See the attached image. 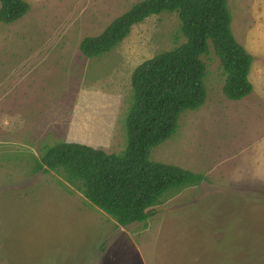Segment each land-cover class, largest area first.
Wrapping results in <instances>:
<instances>
[{
  "label": "rangeland",
  "instance_id": "1",
  "mask_svg": "<svg viewBox=\"0 0 264 264\" xmlns=\"http://www.w3.org/2000/svg\"><path fill=\"white\" fill-rule=\"evenodd\" d=\"M0 23V264H264V0H228L234 37L254 57V91L233 101L211 49L207 97L150 159L204 180L166 193L144 223L119 226L54 172L36 170L62 141L120 153L137 66L185 42L176 13L151 15L107 54L96 37L143 0H24Z\"/></svg>",
  "mask_w": 264,
  "mask_h": 264
},
{
  "label": "trees",
  "instance_id": "2",
  "mask_svg": "<svg viewBox=\"0 0 264 264\" xmlns=\"http://www.w3.org/2000/svg\"><path fill=\"white\" fill-rule=\"evenodd\" d=\"M29 9L24 0H0V23L11 24ZM164 12L178 15L185 42L133 71L124 151L107 153L62 141L46 145L36 166L38 171L60 174L122 227L137 222L147 228L156 214L154 207L163 203L166 193L204 180L200 173L150 159L154 148L176 134L181 115L205 103L207 67L202 58L211 49L219 58L226 79L223 93L228 99L238 101L254 91L249 80L254 57L234 37L228 0H143L101 35L84 38L80 50L88 58L107 54L134 25Z\"/></svg>",
  "mask_w": 264,
  "mask_h": 264
}]
</instances>
